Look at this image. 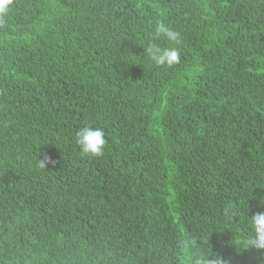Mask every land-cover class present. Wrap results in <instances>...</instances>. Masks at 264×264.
Masks as SVG:
<instances>
[{
    "label": "trees",
    "instance_id": "obj_1",
    "mask_svg": "<svg viewBox=\"0 0 264 264\" xmlns=\"http://www.w3.org/2000/svg\"><path fill=\"white\" fill-rule=\"evenodd\" d=\"M157 22L179 43L154 39ZM149 42L180 62L155 66ZM85 125L104 129L102 156L80 154ZM257 211L264 0H12L0 24V264L210 253L264 264V250L241 249Z\"/></svg>",
    "mask_w": 264,
    "mask_h": 264
},
{
    "label": "clouds",
    "instance_id": "obj_2",
    "mask_svg": "<svg viewBox=\"0 0 264 264\" xmlns=\"http://www.w3.org/2000/svg\"><path fill=\"white\" fill-rule=\"evenodd\" d=\"M12 0H0V24L5 22V17L9 12ZM180 34L167 26L163 22H157L153 30V38H164L170 42L179 43ZM145 53L150 61L157 67H172L180 62V51L176 47H161L154 42H149L145 47ZM75 144L78 146L83 157H100L103 155L107 144L105 131L103 128L85 125L75 132ZM41 167L44 166L42 161ZM225 215L236 216L239 212L232 204H228L224 209ZM248 212V211H247ZM246 216L248 231L243 236L241 249L264 250V212L257 211ZM195 264H227L219 256L210 253L198 256Z\"/></svg>",
    "mask_w": 264,
    "mask_h": 264
}]
</instances>
